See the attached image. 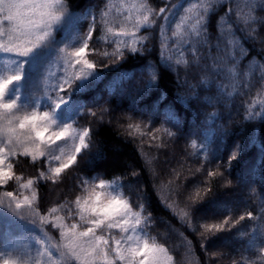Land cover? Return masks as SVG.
Instances as JSON below:
<instances>
[{
    "label": "snow or ice",
    "instance_id": "1",
    "mask_svg": "<svg viewBox=\"0 0 264 264\" xmlns=\"http://www.w3.org/2000/svg\"><path fill=\"white\" fill-rule=\"evenodd\" d=\"M217 4L223 5L224 16L220 17L223 23L217 24L219 37L213 45L207 35V21ZM245 6L249 11L243 15L235 10L239 8L236 0H197L195 4L183 9L185 15L179 17L169 36L166 34V22L169 12L177 7L174 3L166 2L156 10L145 0H139L128 9L129 12L134 10L135 15L124 17L119 22V27L112 26V22L108 20L110 6L105 5V9L98 16H92L87 32H77L74 36L79 43L65 44L57 48V54L43 72L37 69L39 91L30 93V98L23 100L20 87L25 80L28 60L38 50L51 46L54 34L60 26L69 27L71 13L65 0H0V53L9 56L4 62V70L0 72V185L15 182L20 188L31 193L21 198L13 191H5L0 195V209H6L20 219L37 217L41 227L48 225L55 228L63 241L62 245L52 246L38 239L37 243L44 247L37 250L34 256L30 252L25 253L23 258L14 259L0 255V264H61L60 260L54 259L53 247L72 264H172L173 257L169 254V249L148 235V217L137 211L136 206L118 190L116 180H80L81 195L51 207L46 214L39 211L36 203L38 193L35 190L37 181H51L54 184L60 182L62 174L78 165L79 159L87 155L94 146L90 127L79 126L78 120L73 123H61L57 118V110L66 104L68 95L77 84L92 86L100 79V68L107 64H101L90 57L102 55L106 60L118 63L125 58L126 52L143 51V41L146 37L137 34L144 28H152L158 20L163 21L159 24V56L162 63L173 72L178 73L177 66L185 69L186 76L191 67L205 73L210 69L213 82L221 93L224 92L227 82H231L233 89L248 88L246 78L250 75L259 74L260 79L264 81V63H250L240 67L245 49L243 41L236 36L237 32H241L245 39L256 38V25L264 24V16L256 15V11L258 8L264 10V0H259V3L257 0H247ZM232 17L234 19L229 22ZM101 26L109 38L111 51L101 52L92 43L94 34ZM202 48L207 49L206 54L201 51ZM175 52H179V56H175ZM185 53H190L191 62ZM148 70L150 81L144 89L139 90L138 100H143L158 82L155 68L149 66ZM128 75L121 74L120 80L115 81L112 87L119 85ZM241 77L245 78L243 83L240 81ZM199 84H209L208 77H201ZM197 87L198 85H191L193 95H196ZM163 99L166 97H163L161 102ZM180 99L181 102L184 101V98ZM257 103L264 108V100L253 99L249 103L246 119L252 120L264 115V112L253 111L252 106ZM108 111L107 108L101 109L102 113ZM81 114L97 117V110L83 108ZM165 115L169 122H178V117L168 109L165 110ZM98 119L103 122L102 116ZM126 130L133 136L138 133L150 135L152 140H157L156 133L161 131L168 137L175 136V132L168 128L142 132L139 123H128ZM226 134V131L222 130L218 138L222 139ZM214 135L213 132H207L204 142H191V147H198L206 160L210 155H214L211 153ZM243 151L244 145L235 144L225 166L230 169L232 162L238 160ZM19 157L29 159L32 164L41 160L57 163L38 172L35 179H25L15 170ZM261 159L264 161V157ZM217 177H224L219 165L207 171V178ZM231 185V179L224 180L225 187ZM211 191V187L207 185L197 188L189 196V200L194 205L203 201ZM61 212L64 214L59 215ZM190 215V210L184 211L181 219L187 221ZM246 219L254 221L256 216L246 209L238 218L228 216L218 223L203 224L200 235L204 237L205 233L215 235L230 231ZM45 235L47 236V233ZM257 256L264 260V247L258 249ZM233 264L239 262L233 261Z\"/></svg>",
    "mask_w": 264,
    "mask_h": 264
},
{
    "label": "trees",
    "instance_id": "2",
    "mask_svg": "<svg viewBox=\"0 0 264 264\" xmlns=\"http://www.w3.org/2000/svg\"><path fill=\"white\" fill-rule=\"evenodd\" d=\"M65 2L71 12L90 14L91 22L92 16H98L105 5H109L108 20L112 26L119 27V22L131 15L125 8L139 0ZM145 2L156 10L166 2L177 5L169 12L166 22V34L170 36L179 17L185 15L183 9L197 0ZM236 3L239 8L235 10L246 15L249 11L245 6L247 0H236ZM256 15L264 16V10L258 8ZM222 16L224 7L217 4L207 21V35L213 45L219 37L217 24L223 23L220 20ZM231 19L234 17L229 18V22ZM162 22L158 20L152 28H144L137 34L146 37L143 41L144 50L139 53L126 52L125 58L118 63H112L102 55L90 57L107 64L100 68V79L92 86L77 84L67 99L81 104V110H97V117L83 115L80 111L75 119L79 126L92 129L94 146L79 159L78 165L62 174L60 182L37 181L38 209L46 214L51 207L81 195L80 180H116L125 198L136 206L137 211L148 217V235L169 249L173 257L172 264H233V261L239 264H264V260L257 256L258 249L264 247V161L261 159L264 157V115L252 120L245 118L253 99L264 100V81L259 74L250 75L246 78L248 88L233 89L231 82H227L221 93L213 82L210 69L205 73L191 67L186 76L185 69L177 66L178 73L173 72L162 63L159 56V24ZM256 28L258 34L254 40L245 39L241 32L236 33L245 49V55L240 60L241 68L250 63H264V24H258ZM108 39L101 26L94 34L92 43L101 52L111 51ZM201 51L207 53L206 48ZM173 54L179 56V52ZM185 55L191 62L190 53ZM149 66L155 68L159 79L150 93L143 100H138L139 90L144 89L150 81ZM123 73H128V77L112 87ZM203 76L208 77L209 84H199ZM244 79L240 78L241 83ZM191 85H198L196 95H193ZM163 97L166 99L161 102ZM180 98H184V101L181 102ZM252 107L253 111L264 112L259 103ZM103 108L109 111L102 113ZM166 109L178 117V122H169L165 115ZM101 116L103 122L98 119ZM128 123L141 124L142 132L168 128L175 132V136L168 137L163 131L156 133L157 140L139 133L133 136L126 130ZM222 130L227 134L219 139ZM207 132L215 135L211 144V153L214 155L206 160L198 147H191V142H204ZM161 143L163 146L158 147ZM237 143L244 145V151L228 169L225 165L229 153ZM18 161H14L15 170L25 179H35L38 172L48 168L44 160L32 164L29 159L19 157ZM217 165L224 172V177L207 178V171L215 169ZM226 179H231L230 187L224 186ZM206 185L212 191L203 201L193 205L189 196L197 188ZM23 190L15 182L0 186V192L13 191L21 198L31 195L23 193ZM141 205L142 208L139 207ZM246 209L254 213V221L246 219L230 231L215 235L205 233L204 237L200 235L203 224L218 223L228 216L238 218ZM189 210V220H182L183 212ZM47 230L53 232L50 227Z\"/></svg>",
    "mask_w": 264,
    "mask_h": 264
},
{
    "label": "rangeland",
    "instance_id": "3",
    "mask_svg": "<svg viewBox=\"0 0 264 264\" xmlns=\"http://www.w3.org/2000/svg\"><path fill=\"white\" fill-rule=\"evenodd\" d=\"M129 8H125V11L132 16L135 15V11H128ZM69 19V27L65 28L60 26L54 34V40L50 47H45L38 50L29 60L26 65L25 80L20 87V95L23 100H28L29 94L38 92L40 85L37 79V69L39 72H43L47 64L54 59L56 49L63 47L65 44L75 45L79 43L78 39H74L77 32L82 34L87 32L89 24L91 23V15L87 13H74L71 12ZM7 25V22H5ZM9 59V56L0 53V72L4 70V62ZM14 94V93H13ZM81 104L74 100L67 99L66 104L62 105L57 110V118L61 123H73L78 113L81 111ZM70 143V142H69ZM63 146V145H61ZM57 154L59 151L57 150ZM49 166H55L57 162L46 161ZM4 186V185H0ZM118 187V186H117ZM119 190V189H118ZM120 191V190H119ZM4 192H0L3 195ZM23 193H30L28 190H23ZM31 194V193H30ZM35 221V222H34ZM48 225L41 227L40 221L37 217L29 216L27 219H20L15 217L6 209H0V255H4L6 258H23L25 253L30 252L31 255H35L37 250H42L44 245L37 243V240H44L45 244L52 246L62 245L63 241L60 238L59 232L50 227L53 232L47 230ZM47 233V236L45 235ZM48 237H51L49 240ZM54 259L61 261V264H72L71 261H66L65 257L59 255L53 247ZM8 254H11L10 256Z\"/></svg>",
    "mask_w": 264,
    "mask_h": 264
}]
</instances>
